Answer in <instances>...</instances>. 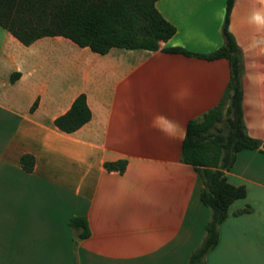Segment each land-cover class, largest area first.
<instances>
[{"label": "crops", "instance_id": "obj_1", "mask_svg": "<svg viewBox=\"0 0 264 264\" xmlns=\"http://www.w3.org/2000/svg\"><path fill=\"white\" fill-rule=\"evenodd\" d=\"M154 6L174 33L153 51L98 54L58 35L23 45L0 27V264H186L199 245L210 212L181 142L187 121L219 101L229 68L163 48L220 46L225 0ZM228 29L244 131L264 144V0H233ZM80 93L88 121L60 131L53 120ZM119 160L121 171L105 168ZM224 175L245 195L228 206L204 264H264V154L237 151ZM74 216L86 236L68 225Z\"/></svg>", "mask_w": 264, "mask_h": 264}, {"label": "trees", "instance_id": "obj_2", "mask_svg": "<svg viewBox=\"0 0 264 264\" xmlns=\"http://www.w3.org/2000/svg\"><path fill=\"white\" fill-rule=\"evenodd\" d=\"M156 0H0V27L21 44L28 45L44 36H62L79 47L98 54L110 48L153 51L167 40L174 27L156 10ZM233 0H225L220 27L222 42L203 54L190 53L179 47L163 48L202 58H225L229 79L219 101L198 117L187 121L180 148V160L189 164L201 179L198 197L209 209V219L199 245L189 254L186 264H204L205 254L217 241V226L225 218L232 201L245 195L243 186L226 181L237 151L259 149L264 144L248 136L241 112L240 59L235 40L228 29V16ZM14 75L10 76L13 80ZM90 117L84 94H78L69 108L53 120L60 131L69 133ZM124 160L105 163L106 169L121 171ZM19 164L25 171L33 165L32 156L22 154ZM242 212L249 211L245 207ZM68 225L79 237L88 234L82 216L68 219Z\"/></svg>", "mask_w": 264, "mask_h": 264}, {"label": "rangeland", "instance_id": "obj_3", "mask_svg": "<svg viewBox=\"0 0 264 264\" xmlns=\"http://www.w3.org/2000/svg\"><path fill=\"white\" fill-rule=\"evenodd\" d=\"M58 63H60V61H58Z\"/></svg>", "mask_w": 264, "mask_h": 264}]
</instances>
